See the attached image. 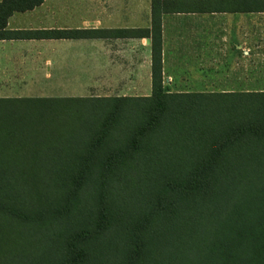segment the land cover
I'll return each instance as SVG.
<instances>
[{"label": "trees", "instance_id": "1", "mask_svg": "<svg viewBox=\"0 0 264 264\" xmlns=\"http://www.w3.org/2000/svg\"><path fill=\"white\" fill-rule=\"evenodd\" d=\"M44 0L0 2V41ZM264 0H152L150 97L0 98V264H264V90L168 93L162 17Z\"/></svg>", "mask_w": 264, "mask_h": 264}, {"label": "crops", "instance_id": "2", "mask_svg": "<svg viewBox=\"0 0 264 264\" xmlns=\"http://www.w3.org/2000/svg\"><path fill=\"white\" fill-rule=\"evenodd\" d=\"M261 15L264 13L164 14V90H264L255 87V20ZM151 28L152 0H44L32 11L15 13L9 19V31L85 30L113 35L81 40L0 41V98H9L7 81L13 76L43 75L51 80L53 74L56 84L48 90L58 94L51 98L150 97L151 39L114 33ZM78 91L85 95H75Z\"/></svg>", "mask_w": 264, "mask_h": 264}, {"label": "rangeland", "instance_id": "3", "mask_svg": "<svg viewBox=\"0 0 264 264\" xmlns=\"http://www.w3.org/2000/svg\"><path fill=\"white\" fill-rule=\"evenodd\" d=\"M255 52H256V84L255 87H264V15L256 16L255 20ZM57 77L53 74L51 80H45L43 75H16L7 81L9 84L8 97L19 98L28 96L56 97L54 90ZM249 86V85H248ZM46 88V90H45ZM79 97L85 95L83 91L74 93Z\"/></svg>", "mask_w": 264, "mask_h": 264}]
</instances>
